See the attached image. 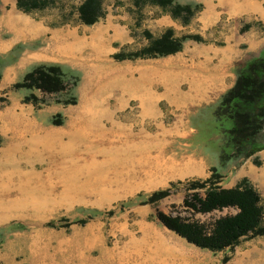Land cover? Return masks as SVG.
I'll list each match as a JSON object with an SVG mask.
<instances>
[{
  "label": "rangeland",
  "instance_id": "1",
  "mask_svg": "<svg viewBox=\"0 0 264 264\" xmlns=\"http://www.w3.org/2000/svg\"><path fill=\"white\" fill-rule=\"evenodd\" d=\"M80 2L54 0L22 12L15 0H0V39H21L0 53V264H264V234L212 253L154 216L160 211L209 228L216 217L234 213L232 207L193 213L183 205L188 181L206 178L215 166L224 188L247 178L261 197L264 224V181L255 155L264 146L220 166L219 138L208 135L212 118L205 125L189 122L264 51V0L242 8L225 0H174L198 6L187 20L142 0H103V15L91 25L77 19ZM208 9L220 11V18L204 27L200 15ZM27 21L43 31L22 41ZM166 28L174 38L198 40L186 39L168 55L115 57L146 48ZM40 62L75 71L74 104H55L38 91L44 104L22 102L31 91L12 84ZM197 93L221 94L191 106L187 99ZM35 129L42 134L30 152L24 142ZM262 129L264 145V123ZM61 138L66 157L50 160L44 143ZM57 148L56 142L48 150ZM161 189L164 197L144 202Z\"/></svg>",
  "mask_w": 264,
  "mask_h": 264
},
{
  "label": "trees",
  "instance_id": "2",
  "mask_svg": "<svg viewBox=\"0 0 264 264\" xmlns=\"http://www.w3.org/2000/svg\"><path fill=\"white\" fill-rule=\"evenodd\" d=\"M54 0H15V8L22 12H31L46 7ZM103 0H81L76 8L77 19L81 24L91 25L103 15ZM143 2L168 7L173 17L182 13L184 20L193 15L198 6L195 4H179L174 0H142ZM198 36L182 35L172 37V31L164 32L150 44L139 51L127 54H116V58H136L141 56H163L177 52L184 40ZM1 78V74H0ZM78 76L75 71L64 68L58 63L40 62L32 65L20 81L14 82L12 88L26 89L29 92L22 97V102L33 105L46 101L33 91L42 95H52L55 104H74L75 97L70 94L77 85ZM5 98L0 96V102ZM207 116L212 118L209 132L219 138L218 163L223 165L236 157H248L263 148L258 141L264 123V51L248 61L237 74L235 82L218 102L210 107H202L190 120H197L205 125ZM223 175L217 167L209 168V175L204 179L188 181L190 191L183 199V205L193 213H209L214 210L232 207L236 211L216 217L210 227L196 220L171 216L155 211L157 221L187 243L212 253L232 248L243 237L264 234L262 224L263 208L261 197L247 178L229 188L220 185ZM202 189V193L198 190ZM167 194L161 189L147 195L145 203L154 202ZM82 222V221H80ZM49 224L52 225L50 222Z\"/></svg>",
  "mask_w": 264,
  "mask_h": 264
},
{
  "label": "crops",
  "instance_id": "3",
  "mask_svg": "<svg viewBox=\"0 0 264 264\" xmlns=\"http://www.w3.org/2000/svg\"><path fill=\"white\" fill-rule=\"evenodd\" d=\"M199 1V0H198ZM219 1H223V0H219ZM227 1L232 7L236 6V4H239L240 8L243 7V4L246 5V3L248 4L250 2V0H242V4L239 3L240 0H225ZM244 5V6H245ZM239 10V9H237ZM262 15H264V10L260 11ZM229 14H231V12H229ZM220 18V11H214V10H206L204 12H202V14L200 15V19L201 22L203 24L204 27L210 26L211 24L215 23L216 20H218ZM163 24L165 23V19L161 20L160 22ZM28 23V21H27ZM117 29V28H115ZM38 31V32H36ZM43 31V28L41 25L39 24H35V23H28L27 26V30H26V34H25V38L22 39V41H27V40H31L35 37H38L41 35ZM46 31V30H44ZM21 40V39H20ZM20 40H15L14 41L12 39H0V53L1 52H5L8 49H10L12 47V45H14L16 42L20 41ZM212 50V48H209ZM222 79V77H221ZM221 93H212V97H205L208 96L206 93H197L195 94L193 97L189 96L187 101H189V103L191 104V106H199L202 102H209V101H213L215 98H217ZM212 98V99H211ZM194 101H198L197 103H195ZM256 156H258L259 160H261V164L260 166L262 167V180L264 181V151H258L256 154Z\"/></svg>",
  "mask_w": 264,
  "mask_h": 264
},
{
  "label": "bare ground",
  "instance_id": "4",
  "mask_svg": "<svg viewBox=\"0 0 264 264\" xmlns=\"http://www.w3.org/2000/svg\"><path fill=\"white\" fill-rule=\"evenodd\" d=\"M143 101V100H142ZM147 101V100H146ZM28 134V133H27ZM40 134H42V130H40V129H35V131H34V133H32V135H31V138L28 140V141H25L24 142V139H23V142H24V145L25 146H27L28 148H30V152L31 151H33V146H34V144H35V140H36V136L35 135H38V136H40ZM27 137V136H26ZM24 138V137H23ZM63 139L64 138H61V139H55V141H53L52 143H50V142H47V143H44V144H48L49 146L47 147V148H45V149H47V151H49L48 153H50L49 155V157H50V160H51V158H56V157H59L60 159L61 158H63V157H66L65 156V152H64V148H63V144H64V142H63ZM57 142V146H59V148H57V149H55V150H48V149H52L53 148V144L54 143H56ZM67 148H68V146H67ZM44 153V152H43ZM57 159V158H56ZM64 159V158H63ZM58 160V159H57ZM6 162H7V160H6ZM8 163V162H7ZM58 163V162H57ZM52 164V163H51ZM50 164V165H51ZM46 171V170H45ZM155 185H153V184H150V187H154Z\"/></svg>",
  "mask_w": 264,
  "mask_h": 264
}]
</instances>
